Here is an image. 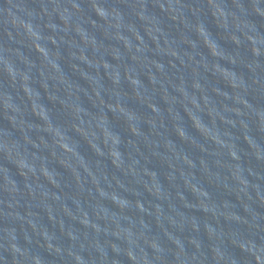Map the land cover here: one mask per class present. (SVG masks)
<instances>
[{"label":"water","instance_id":"water-1","mask_svg":"<svg viewBox=\"0 0 264 264\" xmlns=\"http://www.w3.org/2000/svg\"><path fill=\"white\" fill-rule=\"evenodd\" d=\"M0 264H264V0H0Z\"/></svg>","mask_w":264,"mask_h":264}]
</instances>
